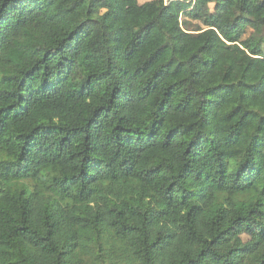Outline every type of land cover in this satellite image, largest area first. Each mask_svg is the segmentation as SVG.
<instances>
[{
	"label": "trees",
	"instance_id": "1",
	"mask_svg": "<svg viewBox=\"0 0 264 264\" xmlns=\"http://www.w3.org/2000/svg\"><path fill=\"white\" fill-rule=\"evenodd\" d=\"M0 264H264V0H0Z\"/></svg>",
	"mask_w": 264,
	"mask_h": 264
},
{
	"label": "rangeland",
	"instance_id": "2",
	"mask_svg": "<svg viewBox=\"0 0 264 264\" xmlns=\"http://www.w3.org/2000/svg\"><path fill=\"white\" fill-rule=\"evenodd\" d=\"M138 1H139V3H143V2L149 1V0H138Z\"/></svg>",
	"mask_w": 264,
	"mask_h": 264
}]
</instances>
